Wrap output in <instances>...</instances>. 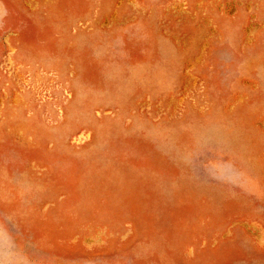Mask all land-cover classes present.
I'll return each mask as SVG.
<instances>
[{
    "label": "rangeland",
    "instance_id": "1",
    "mask_svg": "<svg viewBox=\"0 0 264 264\" xmlns=\"http://www.w3.org/2000/svg\"><path fill=\"white\" fill-rule=\"evenodd\" d=\"M0 264H264V0H0Z\"/></svg>",
    "mask_w": 264,
    "mask_h": 264
}]
</instances>
